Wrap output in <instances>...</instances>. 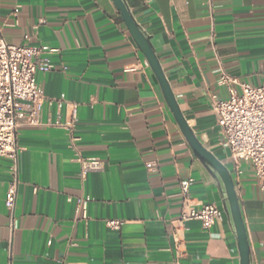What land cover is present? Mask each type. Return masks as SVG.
<instances>
[{
    "label": "crops",
    "instance_id": "0c3cea01",
    "mask_svg": "<svg viewBox=\"0 0 264 264\" xmlns=\"http://www.w3.org/2000/svg\"><path fill=\"white\" fill-rule=\"evenodd\" d=\"M127 2L189 125L231 172L252 263L264 264V193L249 165L234 173L212 107L228 97L223 72L264 84V0ZM0 30L8 44L59 50L37 75L41 125L18 132L12 211L11 162L0 158V264H240L223 185L189 146L112 0H0ZM79 156L103 170L83 180ZM207 204L224 212L211 229L182 221L187 206Z\"/></svg>",
    "mask_w": 264,
    "mask_h": 264
},
{
    "label": "built area",
    "instance_id": "2783aa9c",
    "mask_svg": "<svg viewBox=\"0 0 264 264\" xmlns=\"http://www.w3.org/2000/svg\"><path fill=\"white\" fill-rule=\"evenodd\" d=\"M26 39L29 40V36ZM58 52V49L47 46L8 44L0 30V158L11 162L12 180L4 200L6 208L11 211L15 208L19 187L21 147L18 144V132L24 126L41 125L45 97L37 75L53 70L49 56ZM219 84L228 89V97H214L212 107L224 137V145L230 152L233 171L240 175L242 165H249L259 189L264 193V84L254 86L241 83L224 72L221 73ZM66 127L71 129L72 124ZM77 141V138H71L73 146H76ZM77 161L83 180L89 173L103 170V162L98 158L79 156ZM192 184V180L182 182L185 198ZM89 201V198L80 199L77 207L85 208ZM223 215V210L214 204L204 205L200 209L187 206L182 213V221H199L205 230H209ZM107 226L120 230L122 221L108 220Z\"/></svg>",
    "mask_w": 264,
    "mask_h": 264
},
{
    "label": "water",
    "instance_id": "95a60500",
    "mask_svg": "<svg viewBox=\"0 0 264 264\" xmlns=\"http://www.w3.org/2000/svg\"><path fill=\"white\" fill-rule=\"evenodd\" d=\"M116 6L133 41L145 57L159 83L165 102L175 118L182 134L194 153L217 176L223 185L225 194V211L233 226L239 251L240 264H253L251 245L244 222V217L236 190L235 181L226 165L210 151L198 138L195 131L185 118L179 103L173 93L171 84L162 68L161 61L151 43L147 32L136 20L127 0H112Z\"/></svg>",
    "mask_w": 264,
    "mask_h": 264
}]
</instances>
